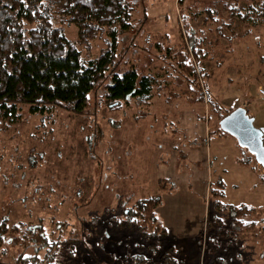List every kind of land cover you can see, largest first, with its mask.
<instances>
[{
  "label": "rangeland",
  "instance_id": "obj_1",
  "mask_svg": "<svg viewBox=\"0 0 264 264\" xmlns=\"http://www.w3.org/2000/svg\"><path fill=\"white\" fill-rule=\"evenodd\" d=\"M114 1L70 0L52 10L51 22L86 60L106 47L115 30L118 67L133 65L152 77V97L112 110L98 89L81 115L59 108L31 114L21 106L16 121L0 124V219L9 218L11 227L40 218L52 239L59 237L53 227L63 224L59 238L72 233L77 256L60 246L56 259L62 264H127L145 242L135 230L107 227L108 217L118 214L124 197L159 193L157 218L169 232L160 242L174 245L180 264H264L259 168L233 136L217 130L216 110L197 101V91L208 89L220 114L244 109L264 138V16H256L261 0H236L248 19L236 18L230 29L222 3L233 0H134L125 32L118 30ZM206 8L211 19L203 21ZM182 15L187 27L206 36L203 65L188 52L189 66L208 73L203 79L200 72L197 91L189 90L174 59L186 47ZM244 158L248 164L238 162ZM158 179L170 181L172 192L158 191ZM209 189L220 191L215 199L226 211L213 212ZM231 206L252 210L241 221L253 222V230L235 234L228 228ZM19 252L18 246L1 248L0 264H12Z\"/></svg>",
  "mask_w": 264,
  "mask_h": 264
},
{
  "label": "trees",
  "instance_id": "obj_2",
  "mask_svg": "<svg viewBox=\"0 0 264 264\" xmlns=\"http://www.w3.org/2000/svg\"><path fill=\"white\" fill-rule=\"evenodd\" d=\"M133 1L111 2L113 11L118 14L119 32L127 31V11L133 6ZM69 2L70 0H0V124L16 121L21 106H26L31 114H43L52 108H59L81 115L87 107L89 96L95 94L98 89L101 90L104 105L112 110L119 109L122 103L132 99L145 103L152 97L155 86L152 77L141 74L133 65L127 66L123 63L124 66L118 67L115 30L110 32V41L106 47L98 55L87 60L81 57L79 51L69 47V40L62 29L53 26L50 15L55 7H65ZM232 2L222 3V7L228 12L229 22L224 24L227 29L231 28L236 18L240 21L248 19L236 6L238 2ZM208 9L203 11V21L211 19ZM193 16L197 17L196 14ZM256 16H264V0H261ZM185 19L184 15L180 16V21L185 22L186 47L183 52L179 49L174 59L176 68L188 81L189 90L197 91L200 72L203 79L208 77V73L198 67L203 65L208 56L206 36H201L196 30L187 27ZM85 26L90 27V24ZM222 28L219 27V31ZM188 52L194 55V64L198 65L196 68L189 66ZM197 95V101H206L212 108L211 112L216 110L217 122L229 113L218 112L215 108L216 101L212 99L208 89L201 88ZM217 130L226 133L218 124ZM261 140L264 146V138ZM250 157L248 161L252 159L256 163L259 168L258 175L264 182V167L255 161L252 154ZM28 160L35 162L36 158L30 155ZM238 162L249 163L245 158ZM216 184L220 187L222 183L217 181ZM172 187L168 180H157L158 191L162 193L172 192ZM208 192L213 212L226 211L225 208L221 210L223 205L215 199L220 196V191L209 189ZM161 204L162 197L159 193L135 200L124 197L119 201L118 214L108 217L107 227L119 232L135 230L140 240L145 242L139 244L137 253L131 256L127 264L181 263L175 259L174 245L160 242L169 233L157 218L156 212ZM228 210V228L232 232L239 234L254 229L253 222L243 224L241 221L251 213V209L246 206H231ZM211 218L215 225H220L221 221L215 214ZM8 224L9 218L0 219V249L19 247L20 252L13 256L12 264H62L56 259L57 250L62 245L67 246L70 257L77 256L75 240L70 239L72 233L65 235L68 240L59 238L62 235L59 232L63 231L61 223H56L53 227L59 235L54 239L53 232L47 235L40 218L34 222L20 221L11 227H8ZM22 227L23 231L20 232ZM203 235L199 232L196 239L200 241ZM86 254L88 256V253Z\"/></svg>",
  "mask_w": 264,
  "mask_h": 264
},
{
  "label": "water",
  "instance_id": "obj_3",
  "mask_svg": "<svg viewBox=\"0 0 264 264\" xmlns=\"http://www.w3.org/2000/svg\"><path fill=\"white\" fill-rule=\"evenodd\" d=\"M219 127L233 136L239 146L245 148L255 158V161L264 167V146L262 133L252 126V119L247 117L245 110L236 108L219 121Z\"/></svg>",
  "mask_w": 264,
  "mask_h": 264
},
{
  "label": "built area",
  "instance_id": "obj_4",
  "mask_svg": "<svg viewBox=\"0 0 264 264\" xmlns=\"http://www.w3.org/2000/svg\"><path fill=\"white\" fill-rule=\"evenodd\" d=\"M261 96L264 97V91L261 90Z\"/></svg>",
  "mask_w": 264,
  "mask_h": 264
}]
</instances>
